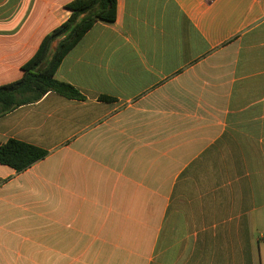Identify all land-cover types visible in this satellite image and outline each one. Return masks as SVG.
Here are the masks:
<instances>
[{
  "label": "crops",
  "instance_id": "1",
  "mask_svg": "<svg viewBox=\"0 0 264 264\" xmlns=\"http://www.w3.org/2000/svg\"><path fill=\"white\" fill-rule=\"evenodd\" d=\"M72 1L0 0V86ZM55 78L0 117L48 153L0 165V264H264V0H117Z\"/></svg>",
  "mask_w": 264,
  "mask_h": 264
},
{
  "label": "trees",
  "instance_id": "2",
  "mask_svg": "<svg viewBox=\"0 0 264 264\" xmlns=\"http://www.w3.org/2000/svg\"><path fill=\"white\" fill-rule=\"evenodd\" d=\"M66 9L70 11L69 17L42 39L33 56L22 66L21 78L0 86V117L39 101L49 92L67 99L85 100L73 86L57 80L55 74L64 57L97 22L116 21L117 0H73ZM100 100L112 99L101 97ZM47 154L38 147L10 139L0 145V165L20 173Z\"/></svg>",
  "mask_w": 264,
  "mask_h": 264
}]
</instances>
